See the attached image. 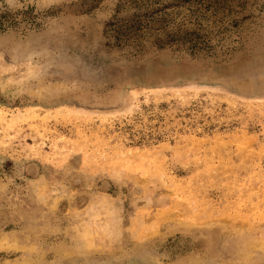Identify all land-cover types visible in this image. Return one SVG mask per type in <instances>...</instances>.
I'll use <instances>...</instances> for the list:
<instances>
[{
  "label": "rangeland",
  "instance_id": "rangeland-1",
  "mask_svg": "<svg viewBox=\"0 0 264 264\" xmlns=\"http://www.w3.org/2000/svg\"><path fill=\"white\" fill-rule=\"evenodd\" d=\"M0 264H264V0H0Z\"/></svg>",
  "mask_w": 264,
  "mask_h": 264
},
{
  "label": "trees",
  "instance_id": "trees-1",
  "mask_svg": "<svg viewBox=\"0 0 264 264\" xmlns=\"http://www.w3.org/2000/svg\"><path fill=\"white\" fill-rule=\"evenodd\" d=\"M151 21L153 22V21H158V18H156V17H151ZM148 22H150V20L148 21ZM182 37V36H181Z\"/></svg>",
  "mask_w": 264,
  "mask_h": 264
}]
</instances>
